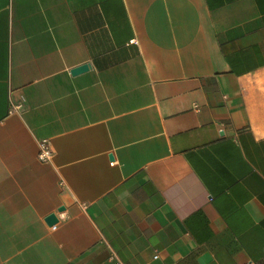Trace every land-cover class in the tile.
<instances>
[{
	"label": "crops",
	"instance_id": "1",
	"mask_svg": "<svg viewBox=\"0 0 264 264\" xmlns=\"http://www.w3.org/2000/svg\"><path fill=\"white\" fill-rule=\"evenodd\" d=\"M247 262L264 0H0V264Z\"/></svg>",
	"mask_w": 264,
	"mask_h": 264
},
{
	"label": "built area",
	"instance_id": "2",
	"mask_svg": "<svg viewBox=\"0 0 264 264\" xmlns=\"http://www.w3.org/2000/svg\"><path fill=\"white\" fill-rule=\"evenodd\" d=\"M53 156V151L51 149V147L49 146V144L47 143V141H41L39 143V152H38V157L42 160V161H48L52 158ZM113 163V162H112ZM56 226L53 225V228H55ZM156 257V256H154ZM245 264H253L252 262H247Z\"/></svg>",
	"mask_w": 264,
	"mask_h": 264
},
{
	"label": "water",
	"instance_id": "3",
	"mask_svg": "<svg viewBox=\"0 0 264 264\" xmlns=\"http://www.w3.org/2000/svg\"><path fill=\"white\" fill-rule=\"evenodd\" d=\"M87 67L88 66L86 64L81 65L79 67L72 69V73H78V72L84 71L87 69ZM46 220L50 225H53L57 222V217L55 216V214L52 213L46 218Z\"/></svg>",
	"mask_w": 264,
	"mask_h": 264
}]
</instances>
